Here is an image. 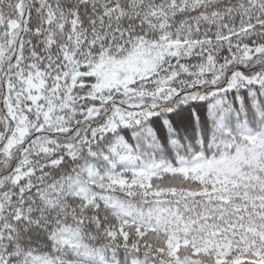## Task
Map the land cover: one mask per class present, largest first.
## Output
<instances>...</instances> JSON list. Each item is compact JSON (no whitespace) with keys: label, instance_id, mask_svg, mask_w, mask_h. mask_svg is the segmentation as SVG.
<instances>
[{"label":"snow or ice","instance_id":"obj_1","mask_svg":"<svg viewBox=\"0 0 264 264\" xmlns=\"http://www.w3.org/2000/svg\"><path fill=\"white\" fill-rule=\"evenodd\" d=\"M0 264H264V0H0Z\"/></svg>","mask_w":264,"mask_h":264}]
</instances>
